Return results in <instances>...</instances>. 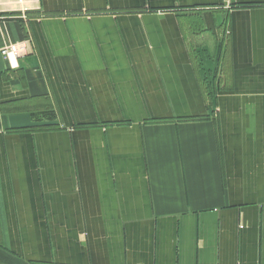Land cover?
Returning <instances> with one entry per match:
<instances>
[{"label": "crops", "instance_id": "1", "mask_svg": "<svg viewBox=\"0 0 264 264\" xmlns=\"http://www.w3.org/2000/svg\"><path fill=\"white\" fill-rule=\"evenodd\" d=\"M0 264H264V0H0Z\"/></svg>", "mask_w": 264, "mask_h": 264}, {"label": "rangeland", "instance_id": "2", "mask_svg": "<svg viewBox=\"0 0 264 264\" xmlns=\"http://www.w3.org/2000/svg\"><path fill=\"white\" fill-rule=\"evenodd\" d=\"M131 12H135V11H123L124 14H131ZM118 14H121L120 11H106V12H90V11H79V12H73V13H68V14H63V15H53L54 17H51V15L49 13H40L37 15V17L35 18H59L62 20H66L69 18H86V19H92L95 16H99V15H106V16H111V17H115ZM4 17V19H19L17 16H2ZM27 20V19H25ZM25 41V40H24ZM10 44V43H9ZM195 56H202V57H209L212 58L214 56V52H209L207 49H202V50H198L196 52H194ZM214 58V57H213ZM199 61H203L202 63L198 64V67L201 68L199 70V73L201 75V77L203 78V82L204 85L206 84L207 87V91H208V103L210 106H212V108H214V63L212 65L210 64H206L205 63V58H203V60H199ZM216 75V74H215ZM39 116H43L44 119H48V120H56V119H60V117L57 115L56 112L54 111H46L45 113H38ZM39 119V118H38ZM37 119V120H38ZM43 119V118H42ZM39 119V120H42ZM64 124H61L62 129H68L66 127H63ZM41 129L39 126H33V128H29V130H38ZM69 130V129H68ZM71 130H73V128H71Z\"/></svg>", "mask_w": 264, "mask_h": 264}, {"label": "built area", "instance_id": "3", "mask_svg": "<svg viewBox=\"0 0 264 264\" xmlns=\"http://www.w3.org/2000/svg\"><path fill=\"white\" fill-rule=\"evenodd\" d=\"M22 0H20L21 2ZM28 41L6 44L2 49V55L8 60L11 67L17 66V59L28 51Z\"/></svg>", "mask_w": 264, "mask_h": 264}]
</instances>
